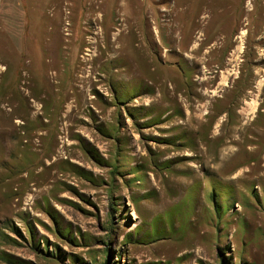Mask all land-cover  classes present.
<instances>
[{
    "label": "rangeland",
    "instance_id": "obj_1",
    "mask_svg": "<svg viewBox=\"0 0 264 264\" xmlns=\"http://www.w3.org/2000/svg\"><path fill=\"white\" fill-rule=\"evenodd\" d=\"M107 262L264 264V0H0V264Z\"/></svg>",
    "mask_w": 264,
    "mask_h": 264
},
{
    "label": "bare ground",
    "instance_id": "obj_2",
    "mask_svg": "<svg viewBox=\"0 0 264 264\" xmlns=\"http://www.w3.org/2000/svg\"><path fill=\"white\" fill-rule=\"evenodd\" d=\"M94 2V1H93ZM92 2V3H93ZM96 2V1H95ZM124 20V19H123ZM95 21H97V19L95 18ZM124 23H122V21L120 22V26L122 27L121 28V30L119 31V33L121 32L122 33V31L124 30V25H123ZM70 25V24H69ZM126 29V28H125ZM127 31V30H126ZM117 34V35H114V37H112L110 40H109V46H108V48H110V52L113 54V55H111L110 57H113V58H116L118 55H120V53H121V45L118 43V37L120 36V34ZM96 41H98V39L96 40ZM90 42V41H89ZM92 43V42H91ZM137 47L138 48H140L141 47V45H139V43L137 44ZM141 49V48H140ZM88 51H90V50H88ZM109 52V53H110ZM84 54H86V55H88V53L86 52V53H84ZM109 55V54H108ZM93 57V56H92ZM91 57V58H92ZM110 57H108V59L110 58ZM85 57H83V59H84ZM82 59V60H83ZM107 59V60H108ZM86 60V59H85ZM90 61V60H89ZM121 71H123V72H125V73H127L126 71V69H124V70H121ZM117 72H118V70H117Z\"/></svg>",
    "mask_w": 264,
    "mask_h": 264
},
{
    "label": "trees",
    "instance_id": "obj_3",
    "mask_svg": "<svg viewBox=\"0 0 264 264\" xmlns=\"http://www.w3.org/2000/svg\"><path fill=\"white\" fill-rule=\"evenodd\" d=\"M107 264H108V262H107Z\"/></svg>",
    "mask_w": 264,
    "mask_h": 264
}]
</instances>
